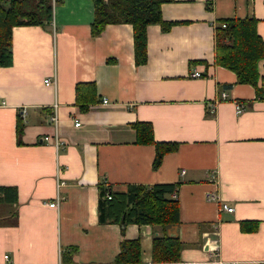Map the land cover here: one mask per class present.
<instances>
[{
    "label": "crops",
    "instance_id": "1",
    "mask_svg": "<svg viewBox=\"0 0 264 264\" xmlns=\"http://www.w3.org/2000/svg\"><path fill=\"white\" fill-rule=\"evenodd\" d=\"M160 8L172 25L147 26L141 65L131 24L91 34L92 0H53L46 25L12 27V63L0 66V187L15 188L16 199L0 192V264H115L123 239H138L151 264L153 237L164 230L100 223L99 184L119 192L157 183L177 184L179 222L165 229L182 242L174 264H264V98L214 63L222 20L254 18L264 42V0ZM77 83L96 86L85 110ZM54 113L60 146L42 140ZM137 121L150 123L155 141L176 143L157 168L154 144L137 142Z\"/></svg>",
    "mask_w": 264,
    "mask_h": 264
},
{
    "label": "trees",
    "instance_id": "2",
    "mask_svg": "<svg viewBox=\"0 0 264 264\" xmlns=\"http://www.w3.org/2000/svg\"><path fill=\"white\" fill-rule=\"evenodd\" d=\"M57 1V0H54ZM94 19L91 34L96 36L110 23H129L133 29L134 59L136 65L147 60L146 28L157 23L163 31L171 28L172 22L164 20L161 4L173 0H92ZM53 0H0V66L12 63L11 29L17 25H46L52 17ZM225 23V27L221 24ZM214 63L236 74L237 83L255 88L256 97L264 98V74L259 62L264 59V42L256 31L254 18L222 20L215 29ZM75 99L82 110L96 102L94 83H77ZM24 124L17 121V133H22ZM138 143L155 146L153 167L160 165L165 153L176 148L174 142H157L153 138L150 123L135 122ZM177 184L157 183L149 186L129 184L124 191H111L99 184L98 220L100 223L114 222L150 224L159 226L164 232L154 235L151 264H174L180 261L182 242L176 235L165 233V229L179 222L178 201L172 195ZM2 201L14 202L16 190L0 187ZM110 193L111 198L106 197ZM138 239H123L120 242L115 264H144L141 261Z\"/></svg>",
    "mask_w": 264,
    "mask_h": 264
},
{
    "label": "built area",
    "instance_id": "3",
    "mask_svg": "<svg viewBox=\"0 0 264 264\" xmlns=\"http://www.w3.org/2000/svg\"><path fill=\"white\" fill-rule=\"evenodd\" d=\"M222 27H225V23H222L221 24ZM191 76L192 77H200L202 76L201 72L198 71V70H194L192 73H191ZM44 83L45 84H49L50 83V80L49 79H45L44 80ZM222 96L225 97L226 96V93L223 92L222 93ZM54 109L57 107V104H54ZM239 109V108H238ZM211 111H214L213 109H211ZM51 121L53 122V125H54V131L50 134H46L42 137V140L47 142V143H52L54 144L55 146H60L62 143H64V140H62L60 138V136L57 134V131H56V126H57V122H58V118H57V115L56 113L52 114L51 116ZM75 125H79V122L78 121H75L74 122ZM63 184L62 181H59L56 186H57V189L60 188V186ZM106 197L107 198H111V195L110 193H106ZM58 200H59V195L57 194L56 197H55V200L53 202H50L48 205L50 207H57L58 205ZM223 209L227 210V211H232L233 210V207L232 206H228V205H223L222 206ZM8 255L5 254L4 255V258L7 259ZM58 264H61V263H58ZM233 264H237L236 262L233 263Z\"/></svg>",
    "mask_w": 264,
    "mask_h": 264
}]
</instances>
